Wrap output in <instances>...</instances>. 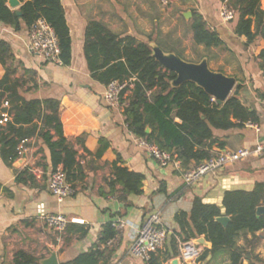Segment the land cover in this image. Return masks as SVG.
Here are the masks:
<instances>
[{
	"label": "crops",
	"instance_id": "crops-1",
	"mask_svg": "<svg viewBox=\"0 0 264 264\" xmlns=\"http://www.w3.org/2000/svg\"><path fill=\"white\" fill-rule=\"evenodd\" d=\"M151 1L154 4L145 0H61L72 41V60L68 66L47 63L30 54L27 50L28 31L15 32L0 23V41L12 46L17 63H21L17 76L23 82L24 96L28 100L56 99L60 102L64 136L74 144L80 166L72 182L76 194L58 203L49 190L53 171L50 152L40 138L29 140V147L23 152L26 159L18 168L15 164L22 157L10 164L2 159L0 152V264H14L18 251L33 256L40 264L55 253L59 264H65L96 246L103 227L110 222H113L118 236L112 246L105 248L108 264H147L133 258L129 250L145 217L152 212H161L163 228L168 233L167 243L158 254L163 260L170 248V237L179 231L176 215L190 214L196 197L205 204L221 207L225 216L222 203L226 192L252 191L258 183H264L263 151L260 156L228 165L193 185H186L185 171L174 166L159 167L129 130L124 111L105 101L107 87L92 79L85 56L89 23L102 22L117 34L143 42L148 40V35L154 34L162 42L168 22L178 19L179 14L185 19L186 12L195 10L225 44L210 49L221 50V56L205 55L202 60L208 58L212 71L236 78L231 96L239 95L242 103L259 116L258 129L248 125L228 131L213 129L217 142L210 149L211 155L217 157L241 148L256 149L259 145L264 149V78L258 59L264 50V41L246 46V38L234 33L237 20L231 23L221 20V0H174L170 10L160 9L155 0ZM261 8L264 10V0H261ZM181 58L185 60L183 56ZM4 75L0 62V80ZM238 85L242 86L240 91ZM130 96L131 92H127L124 99ZM104 147L105 151L98 156ZM115 166L145 176L142 195L128 196L126 202H122L121 185L117 184L112 192L109 183L115 179ZM23 170H28L26 177L32 175L33 180L19 182L18 176ZM161 188L166 192L158 193ZM56 214L83 220L85 224L69 225V231L59 240V235L46 224V217ZM119 223L124 225L123 228L115 227ZM192 241L198 242L200 257L212 249L205 237ZM178 242L180 248L184 243L179 238ZM236 245L245 252L243 264H264V235L261 231L241 233ZM200 263L230 264L231 261L227 255H220L215 259L209 256Z\"/></svg>",
	"mask_w": 264,
	"mask_h": 264
},
{
	"label": "trees",
	"instance_id": "trees-1",
	"mask_svg": "<svg viewBox=\"0 0 264 264\" xmlns=\"http://www.w3.org/2000/svg\"><path fill=\"white\" fill-rule=\"evenodd\" d=\"M20 1L23 3L20 8L22 14L18 16L17 11L8 7L7 0H0V23L15 32L24 29L29 32L36 20L46 19L58 37L62 64L70 65L72 41L61 0ZM221 1L228 2L236 11L238 19L234 33L237 37L246 38V46L264 41L261 0ZM192 14L190 29L194 43L206 50L223 47L225 44L220 35L208 27L204 17L195 10ZM147 39L143 42L132 36L117 34L99 21L90 22L86 31L85 56L92 79L106 87L114 81L132 84L123 91L122 97L131 92L124 114L133 135L172 153L181 162L182 169L187 171L192 165L199 166L212 157L210 149L217 142L213 129L228 131L244 128L248 123L259 124L257 112L246 107L237 94L229 97L224 104H218L191 82L173 88L171 82L176 79V74L153 58L150 43H156L165 52L182 55L175 49L166 48L154 34L148 35ZM258 59L264 78V50ZM0 62L5 70L0 80V121L3 115L9 116L5 126L0 124L2 159L15 164L24 152L20 147L26 149L31 138H40L50 152L53 170L62 166L68 182L72 184L80 166L74 144L64 136L60 102L56 99L28 100L24 96L23 82L17 76L21 63H17L12 46L4 40L0 41ZM241 88V85L237 86L238 91ZM148 128L151 131L149 134ZM104 151L105 147L98 156ZM114 174L115 179L109 185L113 193L116 185H121L122 202H126L128 196L143 194V174L117 166ZM26 175L28 170L20 172L18 181L25 183L33 180L32 175ZM165 192L164 188L158 190V193ZM261 205H264V183H258L252 191L226 192L222 206L230 222L224 226L217 222L223 216L222 208L205 204L196 197L190 214L182 212L176 215L179 231L170 237V248L163 255V260L158 256L159 251L147 264H168L180 255L178 238L187 243L200 237H205L212 249L206 251L199 262L204 263L209 256L215 259L227 255L230 264H243L245 252L237 247L236 240L243 232L256 234L264 229V216L258 218L256 214ZM66 231H69V226ZM82 235H85L84 230ZM117 236L113 222L107 223L96 246L65 264H108L106 249L102 247ZM14 264L40 262L26 252L18 251Z\"/></svg>",
	"mask_w": 264,
	"mask_h": 264
},
{
	"label": "built area",
	"instance_id": "built-area-1",
	"mask_svg": "<svg viewBox=\"0 0 264 264\" xmlns=\"http://www.w3.org/2000/svg\"><path fill=\"white\" fill-rule=\"evenodd\" d=\"M158 1L164 6L173 3V0ZM220 17L224 23H231L236 20L237 13L231 8L228 2H225L222 4ZM27 50L30 54L41 57L47 63L62 64L58 37L54 28L44 18H39L31 26L28 32ZM127 87H132L131 82L122 83L114 81L110 83L104 94L107 104L111 107L121 108L124 111L128 106V101L122 97V94ZM212 100L213 102H217L215 98H212ZM8 121L9 116L3 115V120L0 121V124L5 126ZM247 125L258 129V126L252 123H248ZM138 139L139 145L145 149L148 156L159 167L168 168L174 166L176 169L181 170V162L172 153L161 150L158 146L149 143L146 139ZM20 148L26 151L24 147L21 146ZM263 151V147L259 145L256 149L241 148L226 152L221 156H213L199 166L185 171L183 175L184 182L188 186L193 185L202 180V178L210 174H215L228 165L237 164L253 156H260ZM49 190L58 203H63L76 194V189L68 182L66 172L62 166L51 172ZM46 224L52 232L59 235L58 239L60 240L66 234L67 227L70 224L84 225L85 221L70 219L64 215L56 214L47 216ZM123 226L122 223L115 225L117 229H121ZM261 232L264 235V229ZM167 239L168 233L163 228L161 212H152L145 217L142 226L133 239L129 253L133 258L148 263L154 255L164 249ZM113 244L114 240L109 241L103 248L112 246ZM198 245V242L194 241L181 245L178 258L182 264H201L199 262L200 250L198 249Z\"/></svg>",
	"mask_w": 264,
	"mask_h": 264
},
{
	"label": "water",
	"instance_id": "water-1",
	"mask_svg": "<svg viewBox=\"0 0 264 264\" xmlns=\"http://www.w3.org/2000/svg\"><path fill=\"white\" fill-rule=\"evenodd\" d=\"M8 5L12 10H17V15L21 16L19 10L21 3L19 0H7ZM186 21H189L193 14L191 11L186 12L184 15ZM152 49L153 58L160 63L164 68L172 71L176 74V79L171 82L173 88H178L185 83H193L202 88L207 94L215 98L218 104H224L232 95L234 88L237 84V80L234 77L226 76L223 73L212 71L209 67L208 58H204L199 63H192L183 60L175 53L164 52L157 44H150ZM147 133H150V129H147ZM26 154H23L22 159L19 160L15 167L18 168L24 163ZM257 217L264 216V205L257 208ZM217 222L224 226H227L230 222V218L222 216L217 219ZM42 264H59L55 253L50 258L44 260ZM170 264H181V260L176 258L170 262Z\"/></svg>",
	"mask_w": 264,
	"mask_h": 264
},
{
	"label": "rangeland",
	"instance_id": "rangeland-1",
	"mask_svg": "<svg viewBox=\"0 0 264 264\" xmlns=\"http://www.w3.org/2000/svg\"><path fill=\"white\" fill-rule=\"evenodd\" d=\"M145 1L149 4H154L151 0ZM154 2L158 4L160 9L165 8L166 10H170L172 8V3L167 7L160 4L158 0H155ZM178 16V19L175 18V20H173L172 22H168V25L165 27L166 29H164L166 30V33H163L161 38L162 43L165 47H172L177 52H179L185 60L192 63L201 62L202 58L205 57V55H208L212 58H216L222 55L221 50H206L203 47L196 45L193 41V36L190 29L191 20L186 21L182 18L181 14H179Z\"/></svg>",
	"mask_w": 264,
	"mask_h": 264
}]
</instances>
